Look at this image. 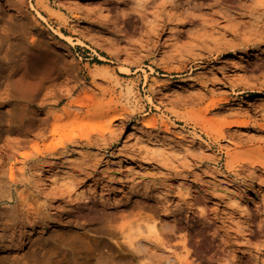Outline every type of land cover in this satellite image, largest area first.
<instances>
[{
  "label": "rangeland",
  "instance_id": "rangeland-1",
  "mask_svg": "<svg viewBox=\"0 0 264 264\" xmlns=\"http://www.w3.org/2000/svg\"><path fill=\"white\" fill-rule=\"evenodd\" d=\"M168 258L264 264V0H0V264Z\"/></svg>",
  "mask_w": 264,
  "mask_h": 264
},
{
  "label": "bare ground",
  "instance_id": "bare-ground-1",
  "mask_svg": "<svg viewBox=\"0 0 264 264\" xmlns=\"http://www.w3.org/2000/svg\"><path fill=\"white\" fill-rule=\"evenodd\" d=\"M61 38L64 40V41H66V42H69V38L68 37H65V36H61ZM28 66H29V69L31 70V72H33V73H40V74H42V75H45V76H48V75H50L51 74V70H52V68H51V66L49 65V62H48V60H46V59H43L42 57H35L33 60H31L29 63H28ZM259 98V97H258ZM199 123V122H198ZM146 126L148 125V124H145ZM133 130V129H132ZM136 131V130H135ZM135 131H133V132H131V135L133 136V137H131V140H132V142L131 143H128L129 144V146L130 147H133V148H135V149H137L136 147H137V145L136 144H138V143H136V141L138 142V140H140V139H143V137H141V134L139 135L137 132H135ZM138 131V130H137ZM130 135V134H129ZM130 135V136H131ZM162 135H164V134H161V136H160V138L161 137H166V136H162ZM147 136V135H146ZM158 136V135H157ZM149 138H150V136H148ZM148 137H144L145 139H146V142H150L151 143V141L153 142V140L151 139H148ZM157 138V137H156ZM177 138H181L180 136H177ZM169 139H171V137L169 138L168 136H167V141L169 140ZM155 140V139H154ZM162 140H163V138H162ZM179 140V139H178ZM140 142H143L142 140L140 141ZM164 142V141H163ZM149 143V144H150ZM166 143H168V142H166ZM146 144V143H145ZM157 144V143H156ZM148 146V145H147ZM146 147V146H145ZM147 148V147H146ZM161 151H162V148H161ZM159 152V151H158ZM46 169V168H45ZM69 173H71L70 172V170H68L65 166H62V167H49V168H47L46 169V172H45V175H44V177H45V179L47 180V181H49V182H52V183H54V184H59V185H61L62 183H64L63 182V180L65 179L66 180V178H67V176H69ZM177 181V180H176ZM179 181V180H178ZM182 181V180H181ZM44 183H46V182H44ZM179 183V182H178ZM47 184V183H46ZM181 184H182V182H181ZM58 185V186H59ZM63 185V184H62ZM177 186V185H176ZM185 186H187V185H185ZM184 186V187H185ZM187 187H189V184H188V186ZM186 187V188H187ZM198 191V190H197ZM162 192V191H161ZM164 192V191H163ZM166 193V192H165ZM159 195V194H158ZM160 196V195H159ZM142 235V233L141 232H138L137 233V235L136 236H139V238H137V239H135L134 240V242H133V247H136V246H141L142 245V243H147L148 241L147 240H145L144 239V237H142L141 236ZM135 249V248H134ZM169 250H170V248H169ZM169 260H171V259H166L165 260V264H168L169 263Z\"/></svg>",
  "mask_w": 264,
  "mask_h": 264
}]
</instances>
